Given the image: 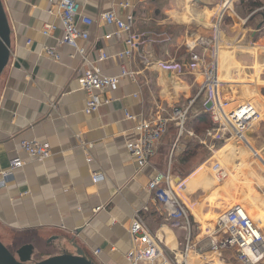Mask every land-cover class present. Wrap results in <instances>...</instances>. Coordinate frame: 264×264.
Wrapping results in <instances>:
<instances>
[{
    "label": "crops",
    "instance_id": "crops-1",
    "mask_svg": "<svg viewBox=\"0 0 264 264\" xmlns=\"http://www.w3.org/2000/svg\"><path fill=\"white\" fill-rule=\"evenodd\" d=\"M124 1L79 0L82 14L94 20L83 43L85 56L103 75L119 73L116 55L126 49L127 34L120 32L102 41L104 33H114L116 28L100 21V14L111 9L121 16L131 13L133 32L139 35L133 55L124 59L136 73L135 80L122 78L115 91L100 92L103 104L86 114V93L76 76L87 66L73 48L58 47L63 32L56 8L48 0H1L10 28V55L0 75V173L15 155L25 164L0 187V241L12 253L23 245L33 246L37 260L67 251L81 252L95 264H127L125 254L132 245L128 229L138 212L173 264H264V244L212 251L208 240L220 229L217 220L238 205H244L248 214V200L258 205L264 193V125L253 126L245 134L248 145L233 139L244 146L230 143L225 148L231 150L217 154L219 143L216 150L207 145L208 139L202 144L204 133L196 136L187 129L186 117L181 135L175 123L169 124L149 165L141 170L126 149L138 120L152 117L159 108L179 106L182 98L191 96L192 81L200 88L202 67L189 71L183 66L182 74L194 78L188 82L159 64H185L192 54L208 63L211 46L204 51L202 42L214 43V27L219 21L222 33L224 21L234 11L225 10L220 19L224 0H128L130 7H120ZM238 6L237 1L233 9ZM253 20L262 23L260 28L256 25L257 31L246 29L234 37L219 33L216 49L217 59L221 57L217 61L220 81L227 89L241 87L246 98L256 89L264 90V14L254 15L247 25ZM49 23L58 28L44 36L42 28ZM233 42L237 45L231 50L227 45ZM44 48L55 50L59 58L45 55ZM97 49H104L109 58L97 62ZM238 51L253 62L245 66L254 75L248 82H239L240 70L225 64ZM150 59L157 63L150 64ZM257 78L259 82L254 81ZM260 96L262 106L264 92ZM259 110L264 115V109ZM22 140L47 144L51 156L29 157L20 149ZM193 141L199 147L184 161L182 154ZM215 165L225 173L221 180L215 176ZM168 168L171 187L187 211L189 239L185 230L171 225L168 211L147 190L155 173ZM93 175L103 179L95 183ZM96 207L102 209L94 213ZM253 219L264 225V208Z\"/></svg>",
    "mask_w": 264,
    "mask_h": 264
},
{
    "label": "built area",
    "instance_id": "built-area-1",
    "mask_svg": "<svg viewBox=\"0 0 264 264\" xmlns=\"http://www.w3.org/2000/svg\"><path fill=\"white\" fill-rule=\"evenodd\" d=\"M51 5L56 8V17L59 21V27L63 32V36L59 39L58 47L67 46L73 48L81 57L83 63L87 66L82 71H79L76 76V81L79 88L86 93V102L84 112L86 114L97 111L103 104L100 97V92L104 90L115 91L118 88L120 79L128 78L135 80V72L128 69L125 58H130L133 55L134 49L138 45L139 35L133 32L134 16L129 13L121 16L115 10L102 12L99 16L100 21L105 25H113L116 28L114 33H104L100 38L102 41L109 40L112 35L124 32L127 34L125 40L126 49L119 52L116 57L119 60V73L116 75H103L100 69L88 63L86 51L83 43L89 38L88 27L94 23V20L87 15L82 14L79 0H48ZM113 1V0H108ZM150 1V0H139ZM238 0H224L222 6V15L225 10L233 11V5ZM262 5L252 12L246 14L239 20L240 26H246L254 15L262 17L264 14V0ZM120 7L128 8L130 3L128 0L119 3ZM218 24L214 27V43L213 41H203L204 51L211 46L210 60L204 63L203 57L198 54H192L187 63H178L171 61L162 63L159 66L164 70H172L176 72L183 71V66L189 71L202 69L203 79L200 84L199 94L205 96V106L210 103L209 118L211 127L204 133V138L200 142L205 144L206 139H209L208 146L215 149V143H228L233 139H238L248 145L245 134L250 130L252 125L256 123L261 112L250 101L240 102L235 104L236 99H225L221 93V87L224 83L220 81L217 69V54L218 37L221 33ZM58 25L54 23L45 24L42 28L44 36L51 35ZM258 29L255 28V31ZM29 43V42H28ZM201 44V42H200ZM194 46L192 47V49ZM213 49V50H212ZM97 62L105 61L109 55L104 49H97ZM43 53L55 60L59 58L58 53L50 48H44ZM224 88H226L224 86ZM227 89V88H226ZM232 107V108H231ZM187 108H159L157 113L149 118H141L134 126L135 137L126 143L127 152L132 156L137 166L141 170L149 165L150 158L155 154L156 146L160 139L165 135L170 123H175L178 129V134L181 135L187 117ZM126 117L135 120V117L126 114ZM217 148V147H216ZM20 149L29 157L37 160H44L51 156L50 148L47 144L37 141L22 140ZM219 149V148H217ZM88 161H91L88 158ZM25 164L24 160L15 155L9 160L8 168L0 173V187L4 186L5 181L13 176V173L22 168ZM215 176L218 179L225 177L224 171L218 166H214ZM93 181L96 183L103 179L102 176L93 175ZM147 190L154 194L155 200L160 203L168 211L171 225L175 228H182L187 233L189 239L190 223L185 207L182 205L171 187V177L169 168L165 173L156 172L148 182ZM102 207H96L94 213L100 211ZM235 224V225H233ZM219 230L213 231L211 236L216 239L220 233H224L223 239L218 241L209 237V247L212 251H217L220 248H230L233 245H238L240 248H247L256 245H263L264 238L260 235L257 226L248 219L247 215L239 208H235L222 218ZM236 230L242 233L241 240H231V234ZM128 232L131 236V248L125 254L127 264H173L172 259L161 246L160 239L153 234L145 224L142 216L136 212L130 222ZM239 251V255H240ZM95 254L98 250L94 251Z\"/></svg>",
    "mask_w": 264,
    "mask_h": 264
},
{
    "label": "rangeland",
    "instance_id": "rangeland-1",
    "mask_svg": "<svg viewBox=\"0 0 264 264\" xmlns=\"http://www.w3.org/2000/svg\"><path fill=\"white\" fill-rule=\"evenodd\" d=\"M234 14H233V16H231V18L230 19H227V20H225L224 21V27H223V25H222V33H221V35H229V36H231V37H234L235 35L236 36H239V35H242V33H243V31L244 30H248L249 29V31H253V30H255V27H256V25H257V23H256V20H253L250 24H248V25H246V26H240V23H239V25L238 26H236L235 25V22H239L237 19H238V17H244L245 15H246V12H245V10H244V7L243 6H241L240 5V1H239V6L238 7H235L234 8ZM232 15V14H231ZM258 19V18H257ZM251 21V20H250ZM226 25H230V26H228V28H227V26ZM233 27L234 26V29L233 28H230V27ZM227 33H229V34H227ZM249 32H246L245 34L247 35V37H248V34ZM192 42H193V40H192ZM233 45H237L236 44V42H233L232 44L230 43V44H228L227 46H229V49H231L230 47L231 46H233ZM236 48V47H235ZM235 48H234V51H235ZM232 50V49H231ZM233 52V51H232ZM222 56V55H221ZM221 58V57H220ZM220 58H218L217 59V61L218 60H220ZM231 59H226L225 61V64L226 65H229L230 66V68H234V70L236 71L237 69L238 70H240V81L239 82H248V80H252L253 79V76L252 75H249L250 74V72H253L251 69H250V71H248L249 70V68H245V66L246 67H248L249 65L248 64H253V62L251 61V63H250V60H249V58H248V56L247 55H245L244 54V52H242V51H238V53L235 55V57H230ZM150 61H152V62H149L150 64L151 63H153V59H150ZM157 63V61H155L154 63H153V65H155ZM221 63H224V62H221ZM219 64V63H218ZM217 64V65H218ZM232 64V65H231ZM224 67V66H223ZM222 67V68H223ZM245 68V69H244ZM225 70V69H224ZM222 72H223V70H222ZM244 72V76L242 75V73ZM176 73H180V78L181 79H183V80H186V81H190V79L191 78H193V76L192 75H188V74H182V71H180V72H176ZM224 73V72H223ZM233 75H236V74H233ZM219 78L222 80V78L219 76ZM239 78H237V80H239ZM194 79V78H193ZM262 80V79H261ZM255 82H259L258 81V78H257V80H254ZM193 82V81H192ZM192 82H191V84L189 85V86H191V96L188 98V99H181V101L179 102V106H172V108H174V109H176V108H178V109H180V108H187L188 107V111H187V115H189V116H191V115H193L194 114V112H200V111H204L205 110V96L201 93V94H199V89H198V87H197V85L196 84H192ZM189 84V83H188ZM221 89V93L223 94V97H226L225 99H236L235 100V104L233 105V106H235V105H237V104H239L240 102H245V101H250V102H252L253 103V105H255L256 107H257V109L259 110L260 109V107L261 108H263L264 109V105L262 104V106H261V104H260V100H261V96H260V94H263V92H264V90L262 89L261 90V93L256 89L255 90V95H254V93H251V96H249L248 98H246L247 96L244 94V92H243V90L244 89H242L241 87H235L234 89H232L231 87H230V89H226V88H224V86L223 87H221L220 88ZM250 89V88H249ZM252 92H254L253 91V88L252 89H250ZM181 95H183V94H181ZM253 95V96H252ZM198 97V98H197ZM197 98V99H196ZM260 98V99H259ZM196 99V100H195ZM194 100L196 101V103L194 102ZM195 103V104H194ZM177 105V104H176ZM165 108L167 109V110H170V109H172V108H170V107H166L165 106ZM232 108V107H231ZM260 112H261V117H260V119L256 122V123H254L253 125H252V127L250 128V130L251 129H253L254 127L253 126H255V127H257L258 126V128L259 127H263V125H264V123H263V121H261L263 118H264V115H263V110H259ZM188 116V117H189ZM185 127H186V124H185ZM250 130H249V132H250ZM208 141H209V139H208ZM231 143V144H230ZM228 144H230L231 146H232V144H236V145H238V146H240V144L241 145H243L244 146V144H242V143H238L237 141H234V140H231L230 142H228L227 144L226 143H224V142H222V143H219V144H217V146L219 147V150L217 149V154H218V151H221V152H223V153H227L226 151L227 150H231V148L232 147H228V148H225V146H227ZM225 148V150H222V149H224ZM240 148V147H239ZM237 149H238V147H237ZM215 153V154H216ZM219 154H222V153H219ZM254 155H252V157H253ZM253 158H255V157H253ZM257 159V158H256ZM258 161V160H257ZM171 177H172V174H171ZM263 192H261L260 193V200H259V202H258V205H254V203H253V201H249L248 200V204L246 203V206H248V208H249V210L251 209V211L250 212H248V214L244 211V205H238V206H236V208H239V209H241L242 211H244V213L247 215V217H248V219H250L255 225H256V223L254 222V215H257V213H260V208H264V199L262 198V196H263ZM247 200V199H246ZM243 204V203H242ZM224 216H222L219 220H217V222L219 223V224H221V222H222V218H223ZM258 224V223H257ZM259 225V224H258ZM256 225L257 226V228H258V231L260 232V235L264 238V225ZM262 226V227H261ZM261 227V228H260ZM261 230H262V232H261ZM213 233V232H212ZM220 236L218 237V238H220V239H223L224 238V233H220L219 234ZM209 237L210 238H212V239H214L212 236H210V234H209V236H208V239H209ZM218 238H216V239H214V240H216V241H218ZM241 240V239H240ZM239 249H242V248H240L239 247Z\"/></svg>",
    "mask_w": 264,
    "mask_h": 264
},
{
    "label": "water",
    "instance_id": "water-1",
    "mask_svg": "<svg viewBox=\"0 0 264 264\" xmlns=\"http://www.w3.org/2000/svg\"><path fill=\"white\" fill-rule=\"evenodd\" d=\"M262 23L257 25L260 28ZM10 28L0 0V75L8 63L10 55ZM210 103L205 108L209 109ZM36 249L31 245H23L12 253L0 241V264H95L83 253H70L62 251L59 254L43 259H34Z\"/></svg>",
    "mask_w": 264,
    "mask_h": 264
},
{
    "label": "trees",
    "instance_id": "trees-1",
    "mask_svg": "<svg viewBox=\"0 0 264 264\" xmlns=\"http://www.w3.org/2000/svg\"><path fill=\"white\" fill-rule=\"evenodd\" d=\"M239 1L240 5L244 7L247 14L262 5L261 0H238V4ZM186 126L187 129L191 130L196 136L202 135L208 128L211 127L209 112L205 109L204 111L197 112L189 117L187 116ZM196 147H199V145H197L194 141L187 145V150L182 154L183 159H185L184 161L190 159L192 152L197 149ZM204 152L205 151L203 150V153Z\"/></svg>",
    "mask_w": 264,
    "mask_h": 264
},
{
    "label": "bare ground",
    "instance_id": "bare-ground-1",
    "mask_svg": "<svg viewBox=\"0 0 264 264\" xmlns=\"http://www.w3.org/2000/svg\"><path fill=\"white\" fill-rule=\"evenodd\" d=\"M238 239L239 240L242 239V233L239 230H236L234 233L231 234V240H238ZM240 256H243L242 253H240Z\"/></svg>",
    "mask_w": 264,
    "mask_h": 264
}]
</instances>
